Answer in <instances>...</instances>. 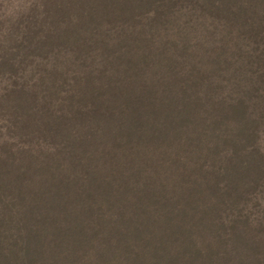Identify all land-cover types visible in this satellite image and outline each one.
Here are the masks:
<instances>
[{"label": "trees", "instance_id": "1", "mask_svg": "<svg viewBox=\"0 0 264 264\" xmlns=\"http://www.w3.org/2000/svg\"><path fill=\"white\" fill-rule=\"evenodd\" d=\"M42 1L0 264H264V0Z\"/></svg>", "mask_w": 264, "mask_h": 264}, {"label": "rangeland", "instance_id": "2", "mask_svg": "<svg viewBox=\"0 0 264 264\" xmlns=\"http://www.w3.org/2000/svg\"><path fill=\"white\" fill-rule=\"evenodd\" d=\"M40 4L43 5L42 0H0V167L11 166L12 159L21 152L20 164L25 165L27 151L35 146L36 137L29 131L31 114L21 107L20 92L14 87L22 86V78L28 70L33 72L34 67L42 69L46 63L44 54L40 57L34 53L27 56L22 48L23 40L39 38V34L33 37L36 31L33 26L41 13ZM261 182L258 187L260 193L257 196L254 191L250 199V204H258L253 206L256 216L262 215L258 218L264 217V177ZM25 183H19L13 198L15 201L22 200L19 190ZM5 215L9 218L7 212Z\"/></svg>", "mask_w": 264, "mask_h": 264}]
</instances>
